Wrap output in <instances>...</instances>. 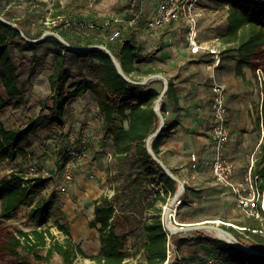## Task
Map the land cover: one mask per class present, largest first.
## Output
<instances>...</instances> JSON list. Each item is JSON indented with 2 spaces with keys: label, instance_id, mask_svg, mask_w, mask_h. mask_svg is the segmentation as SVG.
Returning a JSON list of instances; mask_svg holds the SVG:
<instances>
[{
  "label": "trees",
  "instance_id": "trees-1",
  "mask_svg": "<svg viewBox=\"0 0 264 264\" xmlns=\"http://www.w3.org/2000/svg\"><path fill=\"white\" fill-rule=\"evenodd\" d=\"M13 1L27 3L24 16L15 17L13 11L9 9L2 11L1 7L0 15L16 24L28 39H39L43 33L51 31L61 35L75 49L82 50L94 45H103L118 59L126 75L135 81H143L145 77L160 72L148 65L149 61L154 60V52H147L138 42L143 18L137 19L134 13H128L123 17L124 24H115L106 28H101L103 23L93 20V29L80 30L86 34V37L81 39L84 42L73 43L68 32L58 25L44 26L47 7L44 0ZM141 1L138 0L136 11L140 10ZM227 2L230 8L224 40L226 44L233 46L229 52L234 54L236 72L242 76L244 68L255 69L264 53V0H227ZM32 23L43 25V29L35 38L31 36ZM117 29H120V36L111 40L113 31ZM19 30L0 20V114L9 106L22 105L18 101L22 93L19 67L14 61L12 51L33 54V66L30 71V77H33L38 60V47L42 44H52L54 47L51 52L56 57V62L49 77L51 94L42 109L48 110L49 114H41L18 130L0 126V164L14 162L19 155L28 159L30 154L22 148V145L39 130H48L53 126L63 129L66 126L64 116L67 104L91 92L104 119V139L110 137L112 140L114 164L119 169H123L118 176L124 174L125 167L130 168L126 174L128 182L122 185V191L117 190L112 200L102 196L101 201L95 205L94 219L90 227L98 230L101 247L91 259L95 264H165L169 254L168 235L162 221V209L156 208L155 205L156 202L166 204L168 198L176 193L178 184L152 158L146 147L148 137L160 125V120L154 111L155 102L161 93L154 87L158 81L147 85H134L118 73L111 57L102 50L71 51L55 36H47L41 42L32 43L25 40ZM64 51L78 61H89L90 76L78 81L73 80V73L65 64ZM137 64H141L143 69L136 67ZM255 78L257 79V70H255ZM164 100L161 112L166 119L165 127L151 145L153 152L160 159L161 144L175 126L166 116L167 104L178 103L175 86L170 79ZM261 114L264 119V100ZM260 148V157L255 162L254 174L258 176L259 189L264 191V141ZM46 182L42 177L26 179L20 171H12L8 178L0 182L2 202L0 217L5 220L12 218L31 200L34 193L44 187ZM158 183L162 184V190L156 192L155 199L150 204L155 215L152 220L143 223L145 261L127 263L130 254L126 249V237L117 233L115 223L116 213L121 208L120 201L122 196L133 200L138 190ZM52 208H54L52 201L40 198L30 212L29 218L45 224L51 218ZM56 224L58 230L66 237L63 242L56 239L50 228L31 231L16 229L9 233L3 244L4 252L14 258L17 264H54L52 258L55 254L62 258L60 264H78L76 262L78 256H85V252L74 242L66 225L58 220ZM226 228L239 240L241 239L235 229ZM190 241L197 244L207 241L215 245L219 259L229 264H264V256L247 253L238 247L200 233L196 237L183 239L179 244ZM255 242L264 247V237H256ZM24 254L33 257V262L27 257L24 258ZM179 262L180 259L177 258L174 263L169 264H179Z\"/></svg>",
  "mask_w": 264,
  "mask_h": 264
},
{
  "label": "rangeland",
  "instance_id": "rangeland-1",
  "mask_svg": "<svg viewBox=\"0 0 264 264\" xmlns=\"http://www.w3.org/2000/svg\"><path fill=\"white\" fill-rule=\"evenodd\" d=\"M44 1L47 3L45 20L43 21L44 26L58 25L61 29L68 32V36L73 43L84 42L81 39L86 37L84 32H80L76 28L81 23L77 20L88 23H93L92 21L96 20L99 23H103L107 20L124 17L128 13H134L137 19L144 18L146 14L145 10L136 11L135 8L132 9L130 0ZM0 3L2 11L9 9L13 11L15 17H23L26 12L27 3L25 1L19 3L13 0H0ZM148 3L150 8H156L155 0H149ZM227 6L228 3L225 0L201 1L200 40L202 44L208 47H216L222 53L220 57L222 64L220 68L222 71L218 72V69L217 71L215 70V76L201 82V85L210 90L215 83H220L226 87L228 125L231 130V139L226 145V151L228 155L235 153L239 155L242 152L245 162L251 163L252 161L256 162L260 157V145L264 141V119L261 114L264 90L255 78V70L260 69L264 75V53L261 55L259 62H257L255 69L244 68L242 76L237 74L234 54L229 52V49L233 46L226 44L224 40ZM55 15L56 17H54ZM86 22L82 23L85 24ZM38 25L32 23L30 26L33 38L43 29V25ZM43 35L44 33L39 37L41 38ZM166 41L168 42L165 43ZM138 42L144 46L145 50H149L147 48L150 45L154 49L157 44L162 45V47L160 46L161 49H165L167 46L188 49L184 37L177 40L166 38V40L163 39L162 41L156 38L151 44L140 40L138 37ZM53 47L52 44H42L38 47V60L36 61L33 77H30V71L33 66V54L30 52L19 53L16 50L12 51L14 61L19 67L22 93L18 101L22 105L16 107L14 104L7 107L0 114V126L6 129L18 130L25 127L30 120L38 118L41 114H49L48 110L43 111L42 109L51 94L49 77L53 73L56 62V57L51 52ZM201 52L199 56H190L180 60V62L182 61L181 64L177 61L176 65L170 66L166 61H161L156 69L160 72L155 74H166V77L169 75L173 78L178 75L184 81L186 78H184L185 72L183 69L187 68L188 65L210 62L211 55L208 52ZM64 54L66 67L72 71L73 80L78 81L83 77L90 76L88 72L89 61H78L65 51ZM155 59H158L157 56L154 57ZM149 62L151 63L152 61ZM178 65L179 69L174 71V68L178 67ZM136 67L143 69L141 64H137ZM223 75H225V79L221 78ZM163 86V81H158V83L154 84V87L159 91L163 90ZM235 93H238L239 96L236 97ZM79 100L75 99L67 104L64 116L66 126L63 129L53 126L48 130H39L22 145V148L30 154L28 159L19 155L14 162L0 164V182L8 178L12 171H20L26 179L42 177L47 181L44 187L34 193L31 200L25 206H22L12 218L5 220L0 217V264H17L16 260L3 250V244L7 240L9 233L16 229L31 231L50 228L56 239L63 242L66 237L58 230L56 220L69 228L74 242L79 244L85 252V256H78L76 262L78 264H95L91 257L96 255L101 247L98 230L90 227V223L94 219L95 205L101 201L102 196H107L108 199L112 200L116 191L120 192L122 185L128 182L126 174L130 171V168L125 167L124 174L118 176L123 169H119L114 164V147L111 138L104 139L103 117L96 112L97 116L90 115L81 118L84 115L83 110L91 106L93 101L83 105L86 106L85 108H82L83 106L81 105L71 106L72 103ZM211 100L210 124L208 131H206L208 137L211 134L212 123ZM89 111L93 113L92 109ZM166 116L168 119L178 117V121H181L179 111H176L171 104H167ZM168 138L161 144V153L165 154ZM102 140H106L105 147L99 150L95 144H99ZM72 150L74 151L73 155L71 154ZM238 166L239 173L241 167L240 165ZM32 168H36V174L31 172ZM67 176H70V180L67 179ZM62 187H65L66 191L63 192L61 190ZM161 190L162 184L158 183L138 190L134 194L133 200L122 196L120 201L121 208L116 213L115 223L117 233L126 237V249L130 254V257L126 260L127 263L145 261L143 253V223L152 220L154 217L155 213L153 208H150V204L153 203L156 192ZM172 197L168 198L166 204L156 202L155 207L162 209V215ZM40 198L52 201L54 205V208L51 209V218L45 224H40L29 218L30 212ZM183 198L184 196L181 197V200ZM1 205L2 202L0 201V213ZM183 205L182 202L178 209ZM179 212H181V217H179ZM188 212L177 211L178 220H185L184 215ZM218 216L223 221L225 220V222H230L229 224L239 227L234 226L232 228L238 232L243 243L258 250H264L263 246L255 242L256 237H264V217L248 216L240 208L239 211H190L186 217L188 220H197L204 217L214 219ZM253 221L260 224L258 229L251 232L244 231V226H251ZM219 225H222V223H219ZM189 233L195 236L200 233L214 237L207 230ZM173 244L175 247H170L169 261L174 259L175 252H177L174 241ZM23 256L33 262V257L25 254ZM52 262L60 264L62 258L55 254Z\"/></svg>",
  "mask_w": 264,
  "mask_h": 264
},
{
  "label": "crops",
  "instance_id": "crops-1",
  "mask_svg": "<svg viewBox=\"0 0 264 264\" xmlns=\"http://www.w3.org/2000/svg\"><path fill=\"white\" fill-rule=\"evenodd\" d=\"M225 2H227V0H225ZM155 10L156 9L152 8L145 10L146 14L143 18V22L141 21L142 23L140 24L141 27L138 34L140 40L150 44L156 38L149 39L146 36L144 30V19H148L154 15ZM225 19L227 18L225 17ZM181 37H184L181 27L179 24H174L172 27L165 29L157 38L159 41H162L163 39L166 40V38L177 40ZM167 42L168 41L165 43ZM158 46L162 47L161 44H157L156 48L153 49V47L150 45V47L147 48L149 50H146L147 52H154V57L157 56L159 59L152 60L151 63L149 62L148 65L152 66L154 69L158 68V64L161 61H166L171 66L176 65L177 61H179V64H181L182 61L180 62V60H184L186 57H195L201 55L202 53L200 52L199 54H191L189 49L186 50L182 49L181 47L177 48L175 46H167L165 49H161V47L159 48ZM220 65H222L221 61L218 65H214L211 56L209 63H193L188 65L187 68H184V78H186L184 81H182L180 79L181 76L178 75L174 78L169 75L167 77L168 79L172 80L175 86L178 103L177 105H171H173L176 111H179V118L181 121H178V117L170 119V121L174 122L175 126L168 135L169 138L168 144L165 147V154L162 152L160 153V156L161 160L166 164V166L171 171H173V173H175V175L185 184L186 189L183 195L184 198L182 200L184 205L181 206L180 209H177V211H239L238 203L233 195H231L229 192H226L224 188L215 182L211 171L204 167L192 169L191 163V155H197L200 159H203L210 153L211 140L210 137L207 136L206 131H208L210 124L209 117L212 88L211 90L207 89L201 85V82H204L208 78L210 79L214 77L215 70L217 71L218 69V72H221L222 70ZM175 69L178 70L179 65L178 67L174 68V71H176ZM221 78L225 79V75L221 76ZM235 95L236 97L239 96L238 93H235ZM78 99L80 100L77 102L73 101L74 103H72L71 106H83L87 105L88 102L93 101V103L91 102V106H88L85 110H83L84 115H82L81 118H83V116L90 115L97 116L96 112L101 114L96 98L91 92H88L84 97ZM85 107L86 106H83L82 108ZM90 109L93 110V113H90ZM105 142L106 140H102L99 142V144L95 145L99 150H102L105 147ZM225 156L230 160L234 159V161L240 165L241 169L236 177V181L238 183H243L245 180V168L250 162H245V157L242 152H240L239 155L237 153L228 155L226 148ZM188 213L184 215L186 219L182 221H179L178 216H176V223L180 226H183L211 222L222 223L227 225L226 227H234L233 224L231 225L229 224L230 222H225V220L223 221V219L219 216L214 219L211 217H204L197 220H188L186 217ZM179 217H181V212H179ZM259 226L260 224L258 222L253 221L251 226L244 227L245 230L252 231L258 229ZM192 237L196 236L191 235V233H180L173 237V241L177 248L176 253L180 259L179 264H208L207 262L209 259L219 258L217 247L207 241L199 244L195 242H183L182 244H179L183 239H189ZM207 237L214 238L210 236ZM223 264L228 263L224 262Z\"/></svg>",
  "mask_w": 264,
  "mask_h": 264
},
{
  "label": "built area",
  "instance_id": "built-area-1",
  "mask_svg": "<svg viewBox=\"0 0 264 264\" xmlns=\"http://www.w3.org/2000/svg\"><path fill=\"white\" fill-rule=\"evenodd\" d=\"M156 10L154 15L148 19H144L145 22V34L149 39H155L167 28L172 27L174 24H179L184 37L186 39L187 48L191 54H199L201 51L208 52L213 59V64L218 65L220 63L221 51L216 47H208L202 44L200 40V20L202 18L201 1L202 0H155ZM149 0H142L140 9L142 11L148 9ZM138 0H130L131 8H136ZM229 4L227 6V13L229 11ZM124 18L119 17L112 20L104 21L101 24V28L110 27L112 25L124 24ZM78 30L84 28L93 29V23H79L76 27ZM120 36V29L113 31L111 40H115ZM257 80L260 86L264 90V75L262 71L257 70ZM211 134H210V153L207 157L200 159L197 155H191L192 169L198 167H204L211 171V174L215 182L225 189L226 192L231 193L238 203L241 211L248 216H254L257 218L264 217V191H261L258 187V176L254 174L255 162L252 161L245 168L244 182L238 183L236 177L238 175L239 166L236 162L228 159L225 156V148L230 141V128L228 125V106H227V89L220 83H215L212 86V100H211ZM74 154V151H71ZM33 174L37 173L36 168H32ZM70 180V176H67ZM61 190L66 191L65 187ZM182 200L177 203L179 207ZM176 226H179L175 221ZM168 235V253L170 247H175L173 241L170 240V234L166 230ZM170 254V253H169ZM168 260L165 264L174 263L178 257L175 252V257L172 261ZM208 264H223L224 262L219 258H211L207 262Z\"/></svg>",
  "mask_w": 264,
  "mask_h": 264
},
{
  "label": "water",
  "instance_id": "water-1",
  "mask_svg": "<svg viewBox=\"0 0 264 264\" xmlns=\"http://www.w3.org/2000/svg\"><path fill=\"white\" fill-rule=\"evenodd\" d=\"M0 20L3 21L4 23L16 28L19 30V28L17 27L16 24L8 21L7 19H5L2 15H0ZM22 37L27 40L28 42H32V43H38L43 41L47 36H55L60 42H62L69 50L71 51H89V50H93V49H99L102 50L104 52H106L111 59L113 60V63L118 71V73L128 82L134 84V85H147L148 83L154 82V81H163L164 86H163V90L161 91L158 99L155 102L154 105V111L157 114L159 120H160V125L158 127V129L148 137L147 141H146V147L148 149L149 154L152 156V158L162 167V169L166 172V174L178 184V189L176 191V193L174 194V196L170 199V201L168 202L167 206L164 209V213L162 215V221L164 224V227L166 228V230L169 232L170 234V240L172 241V238L175 235H178L180 233H189V232H195V231H202V230H217L220 231L221 233H223L230 241H224L221 239H218L216 237H214L215 239H218L220 241L226 242L232 246L238 247L241 250L253 254V255H261L264 256V250H258L255 248H252L249 245H246L245 243H243L242 241H240L238 239V237L233 234L231 231H229L225 226V224L219 225V223H211V222H207V223H202V224H195V225H183V226H176L175 229H171L169 226L168 222H172L171 219V210L174 208V206L177 205V203H179V201H181V197L184 195L185 193V184L183 183V181H181V179H179L167 166L166 164L157 156L155 155V153L152 150V142L153 140L164 130L165 127V123H166V119L164 117V115L161 112V105L162 102L165 99V96L167 94V91L169 89V79L167 77H165L162 74H153L148 76L147 78H145L143 81H135L133 79H131L130 77H128L126 75V73L124 72V70L122 69L118 59L112 54V52L105 46L103 45H94V46H90L86 49H75L71 46V44L66 41L61 35L57 34V33H53L51 31H46L44 33V35L39 39V40H31L28 39L25 34L19 30ZM178 209V207H176V210ZM168 264V263H167Z\"/></svg>",
  "mask_w": 264,
  "mask_h": 264
},
{
  "label": "bare ground",
  "instance_id": "bare-ground-1",
  "mask_svg": "<svg viewBox=\"0 0 264 264\" xmlns=\"http://www.w3.org/2000/svg\"><path fill=\"white\" fill-rule=\"evenodd\" d=\"M176 207L177 206H174V208L170 211L171 212V219H172V222H168L169 223V226L171 229H175V222H174V216L176 217ZM217 222H220V221H217ZM236 226V225H234ZM237 228H239L238 226H236ZM209 233H211L214 237L218 238V239H221V240H224V241H230L223 233H221L220 231H217V230H208Z\"/></svg>",
  "mask_w": 264,
  "mask_h": 264
}]
</instances>
